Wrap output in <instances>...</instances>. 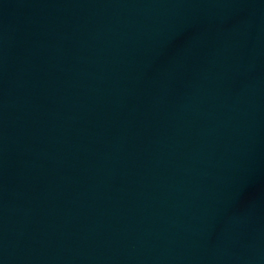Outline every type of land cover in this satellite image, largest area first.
<instances>
[{"label": "water", "instance_id": "water-1", "mask_svg": "<svg viewBox=\"0 0 264 264\" xmlns=\"http://www.w3.org/2000/svg\"><path fill=\"white\" fill-rule=\"evenodd\" d=\"M0 264H264V0H0Z\"/></svg>", "mask_w": 264, "mask_h": 264}]
</instances>
